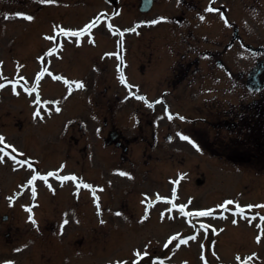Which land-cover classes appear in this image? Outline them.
<instances>
[{"label":"rangeland","instance_id":"rangeland-1","mask_svg":"<svg viewBox=\"0 0 264 264\" xmlns=\"http://www.w3.org/2000/svg\"><path fill=\"white\" fill-rule=\"evenodd\" d=\"M109 1L54 0V2H51L50 10L59 14L45 13V34L55 32V29L60 26L78 27L86 25L98 12L97 10L101 8L107 9L108 13L106 17L105 15H99V19L97 20L99 25L97 33L100 32L98 36L100 39L103 37L102 40L98 39L96 45H83L80 48L69 46L67 49H61L59 61H56L55 52L54 55H45L50 49H54L56 40H46L40 52L31 51L26 54L27 56L23 57L25 54L23 47L20 50L18 49L26 37L24 35L26 31L21 30L25 22L18 23V19H24L32 7L30 4H24L27 2L26 0H9L7 2V4H11L9 9H7V14L13 15V20L3 21L2 17H0V30H5L3 34L12 38L13 48L17 49V51L11 54L10 59L15 63L22 64L23 67L20 73L24 74L25 83H30V78L41 73L47 67L49 70L53 68L55 71L58 70L60 74L71 76V78H77V76L82 74L86 75L81 78L88 88H85L86 91L81 93L84 90H70L68 88L72 87V85L66 87L61 81H58L59 84L57 83L56 85L53 79L44 77L40 80V82L42 81L40 87H42L44 98L48 100L59 96L61 104L46 106L39 113L41 117L37 119L33 113V106L30 101H27V96L25 98L22 97L25 95H22L21 92L19 93L15 87H13L14 91L8 89L6 73L4 71L0 72V84L4 85V87L0 88V136L5 138L4 144L10 142L14 144L13 147L20 153V158L27 159V164L24 168L20 165L23 170H12L11 166L0 163V201L2 204V207L0 205V211L4 212L6 210L3 206H8L7 200L11 198L13 190L31 172L35 173L37 169L39 171L47 169L56 173L60 172L61 174L76 171L82 179H86V177L95 178V182H100L99 186H102L106 181L105 178H107L112 183L115 191L113 194L109 190L107 192L102 191L99 194V196H102L104 204H108L109 202L110 204H116L118 194L120 196L118 200L119 211H125L127 215H132L131 212L139 211L136 216L131 218L132 221L124 220V218L118 220L119 218L116 217V219H112V222L106 221L107 224L97 225L98 222L105 220L104 217L106 215L99 216L93 214V212L100 214L102 206L98 209L92 208L87 193L81 197L80 201V196L71 200L68 195L70 191H72L70 194L74 193L71 184L55 185L54 182L56 180L48 177L53 184L52 193L50 194L47 188L44 187L45 181L36 179L32 184L37 182V186L39 185L41 191V198L37 209L42 212L39 215L42 217L40 220L45 224V226L43 225L44 227L42 226L44 231L42 228L40 230L37 228L29 230V225L25 224L28 222L24 218V214L18 212L19 215H17L12 211L13 219L10 224L13 232L15 231L13 228L18 230L14 234L12 232L14 241L7 239L3 236L4 234L0 236V260L7 258L11 254V257H14L16 260L15 264H108L110 261L112 264H116L118 261L126 262V264H144L145 261H148V264H158L156 262L152 263V260H157L156 258H164L169 264H236V254L244 255L253 252L255 254V257H253L255 262L253 264H264V229L261 230L262 234L258 233L260 229L258 225L264 226V222L259 220L261 217H264V208L252 207L248 210L250 211L248 217L238 215L234 219L235 223L230 219H226L221 222L217 221L218 223L216 224L212 220L214 217L225 218L228 215L227 209L236 208L237 204L242 208L243 205L245 208L247 205H264L263 172L216 159L221 156L228 158V156L235 154V150L238 151L237 146L228 148V150L217 148L215 151L208 149L209 146H205V143L201 141V135L191 133L192 131L187 129L186 134H184L183 130L177 129V126L184 129V126L189 128L192 125L188 122L179 121V124L175 126L174 119L178 117L176 113H172L171 118L166 117V114L163 113L164 106L152 105L147 107L146 110L142 107L143 115L140 126L149 127L150 118L152 119L151 126L157 130L160 137L156 147L152 150H144L143 144L136 142L131 145L129 152H127L130 162L114 161L110 163L109 156L112 155L111 150L105 152V149L101 146L99 137L98 142L97 136L93 132V128L100 122L89 125L87 118H78L87 121L85 128H83L84 130H82L76 127V122L73 123L74 126L69 122L70 119L67 122L65 121L69 116L74 117L79 112H83L80 109L82 105L87 108L89 107L86 104L87 98H85L83 104L80 102L81 99L83 101V95L97 92V96L101 95L103 98H106L107 96L122 95L124 93L121 86L114 80L115 71L113 70V65L115 60L102 56L103 52L116 49L119 35L118 33L114 35L109 34L108 31L104 30V25L100 23L110 20L116 29L122 30L124 27L134 24V15L138 11L130 3L129 5L131 6L124 4L123 0L122 3L117 5ZM165 2L169 8H172L171 0L168 2L162 0L158 3L166 5ZM164 9L162 6H156L153 14L163 12ZM173 9L180 11L181 7L173 5ZM136 19L139 18L137 17ZM146 25L148 26L144 29L147 33L155 30L157 32H167V34L163 35L164 39H158L160 43L158 47L164 45L169 40L174 41L172 28L169 24L158 23L156 28H151L149 26L151 24ZM261 25H263L262 22ZM244 26L246 27L247 25L244 24ZM262 27L259 26L261 40L263 39ZM221 28L222 25L220 23L215 24V38H217ZM259 29L257 28V30ZM225 39L228 40V36ZM1 41L4 42V39H0V43ZM128 41L131 42V45L127 50V54L130 58H136L141 52L139 50L140 46H135V40L132 36L128 37ZM224 42L225 40L221 42L220 46ZM258 42L255 41L254 43ZM213 44L218 45L217 43ZM95 46L99 49H93ZM26 50L28 51V48ZM222 50L223 47L220 51ZM148 54V51H145L141 53V56L148 57ZM247 54H237L238 59L235 64L236 53L233 49L223 51L217 57L223 58L227 67L231 70L236 68L241 70L248 68L257 58V55ZM4 56L7 57L8 54H4ZM214 58L216 57L209 60L200 58L199 72L196 75L197 80H202L203 76L211 71L210 68L212 66L209 65ZM206 61L209 62V65L206 64ZM90 62L95 65L98 73L96 69L94 72ZM149 66L152 67L153 62ZM136 68L137 65H134L133 70L135 71ZM217 75L220 76L221 74ZM243 75L244 73L239 71L237 76V95L234 96L246 101V98L241 96L250 95L242 87ZM93 79L95 84L90 82ZM170 91L173 93L172 90ZM150 93L151 96L148 97H154L159 93V88L155 91L151 90ZM13 94L15 95L14 97H12ZM172 95L164 97V101L170 108L171 102L178 103V100H180V96L175 97V95ZM201 95L202 93H200L199 98ZM115 99V102L111 104V108H113L112 113H115L112 115V118L117 117L119 114L121 115V110H124V112L128 111L129 113L133 107L139 106L137 102L128 99L123 103L124 107L119 110L118 99ZM181 103L182 105L172 108L175 111L179 110V112L182 110L186 111L183 101ZM100 104H95L94 100L90 107V109L95 111L99 110L97 112L99 121H101L102 116L106 115L105 112L101 111L104 110V105L100 108ZM149 104L145 103L146 106ZM56 109H59V111ZM196 116H200L196 111H188L185 114L186 120ZM127 124L131 126L133 123L130 119H127L118 127L125 133L134 130L128 127ZM62 125L67 128L65 134L61 133ZM124 125H126V129L123 127ZM105 131L106 129H103L102 135ZM168 132H172L174 135L177 134L178 142L175 141V145H173L174 143H171L170 146L163 145V136ZM223 135H225L223 136L225 140L229 138L226 131ZM182 137H188V139H182ZM10 149L12 150V148ZM87 151H89L91 160H89V156L87 157ZM103 155L107 160L103 158ZM78 157L82 158V160H77L79 159ZM84 161L88 162L85 163ZM187 162L190 165L184 166L183 163ZM262 162L264 163V159ZM179 163L183 166L178 165ZM254 163L257 165V161H254ZM13 164L19 165L16 162H13ZM91 164H94V166H89ZM117 164L120 168L128 166L131 169V172L135 174V183L119 179V172L116 171ZM27 167L29 172L25 171ZM179 170H187V172L182 173L180 181L175 183L174 190L177 191V194L173 195L174 203L183 205L187 204L190 199L187 207L190 213L201 210H212V215L201 217L190 214V219L187 221L186 218L179 217V219L175 215L171 216L167 213H162L160 205L150 209L149 213H147L143 206L146 197L155 194L158 190L169 193L171 191L170 185L173 183H166L168 179L166 177L175 179L180 173ZM82 175H85V177ZM150 176L153 177V180L151 181V186H147L148 181L144 178H149ZM198 177L205 181L201 186L195 182V179ZM155 178L156 182H154ZM45 184L48 185L46 182ZM146 186L148 187L147 189ZM136 187L138 190H135ZM125 190L129 192L123 193ZM226 201H233L234 203L225 205ZM80 203L88 205L86 211L81 214V223L87 222L89 225H95L94 230L87 232V230H84V227L79 226V224L77 225L73 215H71V211L62 212L60 215L63 208H69L77 213L79 210H82L78 207ZM221 205L225 206L219 207ZM235 210L238 214L237 208ZM253 211L263 213V215L260 217L257 213H253ZM44 213L45 216H43ZM79 216L77 215V222ZM85 216L87 218L91 216V220H86ZM65 220L68 223L65 224ZM56 222L63 227L54 229L53 225ZM209 222L214 223L218 228L220 225H224L225 229L221 233L216 234L206 227L200 228L201 225H207ZM194 230L199 232L197 240H187L185 238L186 235ZM174 236L177 239L169 243L170 239ZM258 237L259 242L257 240ZM182 240L186 242L182 243ZM26 241H29L27 247L25 246ZM57 241H59L60 247ZM79 242L82 244H79ZM11 244L20 249V251H15V254L8 252ZM52 251L55 253V260H52V262H42L43 259L40 257H46L48 253L54 254ZM134 251H143L148 256L136 260L135 254H133Z\"/></svg>","mask_w":264,"mask_h":264},{"label":"flooded vegetation","instance_id":"flooded-vegetation-1","mask_svg":"<svg viewBox=\"0 0 264 264\" xmlns=\"http://www.w3.org/2000/svg\"><path fill=\"white\" fill-rule=\"evenodd\" d=\"M38 3H40L42 0H36ZM183 8L184 11H194L196 12L195 14H193V16H200L204 13V7H205V0H176ZM226 3H230L231 0H223ZM263 1V10H262V19L264 21V0H257V2ZM211 6V5H208ZM212 7V6H211ZM178 17H182L185 18L184 14L178 15ZM180 20V19H179ZM183 21V20H180ZM262 57L264 58V39H263V50H262ZM182 61L179 65H177L175 68L172 69V75L171 77L167 80L169 86H173L174 84H178L181 83L185 80H187L189 78V72L191 70V66L197 67V58H192L189 59L187 61L184 60V57H182ZM193 74V71H192ZM262 81H263V88H262V94L260 96V105L264 111V73L262 75ZM247 103H249V106H252L255 103H259V101L254 100V99H250L249 101H247ZM224 112L227 114H232L233 111L232 110H224ZM216 117L215 121H217L216 124L222 125H233V126H237L240 123L237 122L236 119V115L234 117L231 118H224L221 116L220 114V110H217V113H215L214 115ZM123 144V143H122ZM120 144V145H122ZM123 149L126 150V147H123ZM8 229H10V226H8ZM6 236L9 235V232L5 233Z\"/></svg>","mask_w":264,"mask_h":264},{"label":"snow or ice","instance_id":"snow-or-ice-1","mask_svg":"<svg viewBox=\"0 0 264 264\" xmlns=\"http://www.w3.org/2000/svg\"><path fill=\"white\" fill-rule=\"evenodd\" d=\"M45 2H49V3H51V2H54V0H45ZM206 11H209V12H213V11H216V12H218L219 11V9H215V8H213V7H211V6H209L207 9H206ZM17 15H22V14H17ZM221 16H223V14L221 13ZM26 19H29V20H31V19H33V17H31V16H27V17H25ZM159 21H152L151 23H158ZM91 25H89V26H87V27H90ZM132 29H129L128 31H131ZM60 34H63V35H65V36H68V35H71V36H73V37H75V36H79L81 33H80V31H65V30H61V32H60ZM48 39H52V40H55V37L53 36V37H47ZM55 51V49H50L49 50V52L48 53H46L45 55H51L53 52ZM41 59H43V58H41ZM59 78V77H58ZM122 82H124L123 80H122ZM65 83H67V81H65ZM2 87H4V85H2V84H0V88H2ZM77 87H83V84L82 83H77ZM139 99H144L143 97H138ZM57 111H59V109H56ZM39 113H37V115H38ZM171 118V117H170ZM4 137H2V136H0V144H4ZM182 139H188V137H182ZM6 148H12V150L13 151H15V148L13 147V146H11V145H7V144H4V147L3 148H0V153H2L3 155H11L10 153H8V152H6L5 151V149ZM3 155H0V160H2L3 159ZM22 155V154H21ZM12 159H15V157H12ZM122 175H126V173H121ZM57 175V173H53V172H50V173H48L47 174V176H56ZM47 176H41V177H37V176H33L30 180H29V184L31 185L36 179H42V180H47ZM61 180H77V178L75 177V176H64V177H59ZM84 187H91V186H89V185H87V184H84L83 185ZM32 193H33V196L35 195V189L33 188L32 189ZM10 200H11V198H9ZM160 199V197H159V195H157V200H159ZM234 202L233 201H226L225 202V205H231V204H233ZM225 205H221V206H219V207H224ZM252 207H262V208H264V205H256V206H253V205H247L246 206V208L247 209H251ZM236 208H237V212L240 214V215H243L244 214V211H245V208H242L239 204H237L236 205ZM183 209H184V206L183 205H181L180 206V210L181 211H183ZM29 212L31 211V209L29 208V209H27ZM169 211H171V209H169ZM192 215H196V216H201V217H203V216H209V215H212V210H201V211H197V212H195V213H191ZM117 215H119V213H117ZM146 218V217H145ZM253 218H255V217H253ZM30 220H32V218L30 217L29 218ZM262 221H264V217H261L260 218ZM32 222L33 223H35V221L34 220H32ZM236 221H233V223H235ZM64 223L66 224V223H68V221L67 220H65L64 221ZM101 223H103V221H101ZM201 227L202 228H204V227H206L205 225H201ZM258 227H261L260 225H258ZM175 239H177V237H172L171 239H170V241H169V243H171V241L172 240H175ZM190 239H195V237H190ZM257 240H258V242H259V237L257 238ZM182 243H184V242H186V241H181ZM15 251H20V249H16ZM138 255H139V253H137ZM237 259H240L239 257H237ZM249 259H251V258H249ZM4 264H14V262H12V261H5L4 262ZM116 264H126V262H120V261H118V262H116Z\"/></svg>","mask_w":264,"mask_h":264}]
</instances>
